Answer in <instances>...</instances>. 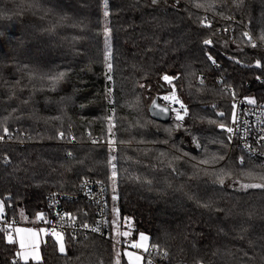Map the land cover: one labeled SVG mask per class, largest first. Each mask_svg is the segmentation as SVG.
I'll return each mask as SVG.
<instances>
[{"label":"trees","instance_id":"16d2710c","mask_svg":"<svg viewBox=\"0 0 264 264\" xmlns=\"http://www.w3.org/2000/svg\"><path fill=\"white\" fill-rule=\"evenodd\" d=\"M104 11V0H0L6 214L28 225L52 192L77 194L93 179L106 186L121 227L109 237L63 235L66 254L44 236L41 259L29 262L0 231V264H116L119 250L128 264L121 229L133 239L146 233L147 253L163 264H264V187H243L264 185V164L227 137L233 96L255 87L264 101V0H108ZM173 89L187 117L153 120L154 98ZM66 209L94 222L82 200Z\"/></svg>","mask_w":264,"mask_h":264},{"label":"built area","instance_id":"2783aa9c","mask_svg":"<svg viewBox=\"0 0 264 264\" xmlns=\"http://www.w3.org/2000/svg\"><path fill=\"white\" fill-rule=\"evenodd\" d=\"M217 66L219 67L220 65L217 64ZM258 83V87L264 89V79L260 80ZM254 89L255 87L249 88L242 96H233L231 98L230 102L234 111L229 128H232L233 131L231 133L228 132L227 137L231 148H238L251 158L258 159L264 164V150H262L264 147V139H261L264 137V101H258L256 98V104H250L248 97L250 95L254 96ZM173 92H175V96L179 102L173 104V101L165 100L162 95L161 101L171 107L172 118L178 123H183L189 113L187 104L179 98L174 89L169 90L168 93L163 95L171 96ZM181 104H183V108H181ZM173 107H177L178 111L175 112ZM177 112H179L183 119L177 118ZM113 164L115 165L116 171V163H112L111 169H113ZM48 200V209L43 212V219H37L35 222L28 223V225L32 224V226H35L42 236H53L51 233L52 230L55 229L63 235L92 234L98 237H109L112 229L115 227L117 229L121 228L119 222L116 225L112 223L110 198H108L106 186L100 181L84 179L81 183L79 193L68 194L52 192ZM72 200H82L93 207L95 218L94 222L86 223L89 227L85 228V224L78 221L76 216L66 209V203ZM9 225H11V227H9ZM20 225L24 224H21L14 217H9L6 211L4 212V217L0 218V231L11 234L13 238L15 237L13 235L15 228ZM93 228H99V231L94 232L92 231ZM3 229L7 231H3ZM41 229L45 231L41 232ZM128 243L129 242L124 239V243L120 241L117 245L120 248H124ZM146 255L151 264H163V258H159L158 254H156V250L150 253L146 252Z\"/></svg>","mask_w":264,"mask_h":264},{"label":"snow or ice","instance_id":"6c2138e0","mask_svg":"<svg viewBox=\"0 0 264 264\" xmlns=\"http://www.w3.org/2000/svg\"><path fill=\"white\" fill-rule=\"evenodd\" d=\"M242 2V0H241ZM152 3L153 4H156L157 3V0H152ZM104 4H105V11H104V16L105 18H107V16L109 15L108 11H107V4H108V0H104ZM196 7L200 8V7H203L202 4H195ZM210 26V25H208ZM109 29L106 27L105 28V35H106V47H107V38L109 36ZM245 36H248V33H245L244 34ZM3 36V33H0V37ZM249 39L251 40V37L249 36ZM261 39H264V34L261 35ZM211 41L210 40H206L205 41V44H210ZM253 47H256L255 44H253ZM209 59H212V57L210 56ZM110 60V53H106V56H105V61L107 63V69L108 71L110 72L111 71V68H112V65L110 62H108ZM257 65L259 66V61H257ZM63 77V73L60 74V77H57V78H54L55 79H59V78H62ZM108 79L110 80L111 79V76L109 75L108 76ZM163 79L169 83H171V80L173 79L172 77H169L167 75H165L163 77ZM108 97H109V103H112L113 101L111 100V89L108 90V93H107ZM165 100H171L173 102H179L175 96V92H173V94L171 96H165L164 97ZM250 103H253L254 101H249ZM183 104H181V108H183ZM166 109H161V111H165ZM186 112V110H185ZM221 115H223V113H221ZM177 118L178 119H183V117L179 114V112H177ZM108 120H109V132H111L112 130V127L114 126L111 121H112V117L109 116L108 117ZM221 128H224L225 126L223 124L220 125ZM227 131L229 133H231L233 131L232 128H227ZM4 132L5 134L7 135L8 134V129L5 128L4 129ZM60 136L63 137V133H60ZM4 137L0 136V140H3ZM261 139H264V137H262ZM110 143H112L110 141ZM112 159L114 160L115 157H112ZM221 159H223V157H221ZM240 163L243 164V157L240 158ZM113 170H112V180H113V184L115 185V179H116V171H115V165L113 164L112 166ZM243 187L247 188V187H264V185H255V184H252V185H243ZM113 199L115 200L116 197L113 196ZM115 211V210H114ZM4 212H5V209H4V202L3 201H0V218H3L4 217ZM67 215V214H66ZM44 217V214L43 213H38L37 214V219H43ZM63 218V217H62ZM71 219H74L72 217H70ZM114 225H116L118 223L117 220H113L112 222ZM9 227H11V225H9ZM85 228L89 227L87 224L84 225ZM3 231H7L6 229H3ZM41 232H44L45 230L44 229H41L40 230ZM92 231L94 232H97L99 231V228H93ZM15 233L16 235L20 236V240H19V248L21 249V251H17L15 253V256L18 257V258H21V259H24L25 261H27V259L29 258V256L32 257V259L34 260H39L40 259V256H39V252H38V247H39V244L36 240V237L38 236V233H36L35 231H33L32 229H21V228H16L15 229ZM21 233H28L30 238L26 240V238L24 236L21 235ZM55 238H56V241L58 242L59 244V252L61 254H66V249H65V244L63 242V234L61 232H57L55 229L52 230V233H51ZM117 235L119 236H123V237H128L130 235V232L128 231H124V232H119L117 231ZM148 239V237H146L143 233L140 234V237H139V240L140 242H131L129 244V247L131 248H134V249H144V251H148L147 247L145 246V244L143 243V241H146ZM7 241L8 243H14V239L12 237L11 234H8L7 235ZM117 243H119V241H117ZM155 247V246H154ZM26 249H31V251H27ZM119 255L120 253L118 252L117 253V260H116V264H120V260H119ZM124 255L128 257V264H140V261L143 259V257L141 255H138L134 252H130V251H125L124 252ZM12 264H17V260L16 259H13L12 261ZM149 264H151V262H149Z\"/></svg>","mask_w":264,"mask_h":264},{"label":"rangeland","instance_id":"374dc122","mask_svg":"<svg viewBox=\"0 0 264 264\" xmlns=\"http://www.w3.org/2000/svg\"><path fill=\"white\" fill-rule=\"evenodd\" d=\"M162 96H166V95H162ZM248 101H254L253 103H250L251 105H255L256 104V97L255 96H252V95H250L249 97H248ZM173 110L176 112V111H178L177 110V107H173ZM4 209H5V206H4ZM20 227H22L23 229H28V228H31V229H33L34 231L36 230V227L35 226H32V224H29L28 226H22V225H20ZM128 229V228H127ZM118 231V230H117ZM121 232H124V231H126V229L125 230H123L122 231V229L120 230ZM119 231V232H120ZM128 232H130V231H128ZM140 234L141 233H139V234H137V237L135 238V239H133L132 238V235H131V232H130V235L128 236V237H124L123 238V236H121L122 237V240L120 239V241H122V243H124V239H126V241H128L129 243L123 248V247H121V252H122V255H124V252L125 251H130V252H134V253H136V254H138V255H141L142 257H143V259L140 261V264H143L144 263V258H145V255L144 254H146V252L147 251H144V249H134V248H131V247H129V244L131 243V242H140V240H139V237H140ZM146 237H148V235L146 234V233H143ZM8 235V234H7ZM14 236H15V231H14V234H13ZM25 238H26V240L27 239H29L30 238V236H29V234L28 233H26V235L24 236ZM15 238V237H14ZM13 238V239H14ZM42 238H44V236L42 237ZM56 239V238H55ZM15 241V240H14ZM116 241H119V238H117V240ZM119 241V242H120ZM63 242H64V238H63ZM58 243V242H57ZM143 243L145 244V246L147 247V249H149V243H150V240H149V237H148V239L146 240V241H143ZM14 244V243H13ZM65 244V243H64ZM58 247H59V244H58ZM123 248V249H122ZM120 251V250H119ZM118 251V252H119ZM124 257L126 258V260H127V262H128V257L127 256H125L124 255Z\"/></svg>","mask_w":264,"mask_h":264},{"label":"water","instance_id":"95a60500","mask_svg":"<svg viewBox=\"0 0 264 264\" xmlns=\"http://www.w3.org/2000/svg\"><path fill=\"white\" fill-rule=\"evenodd\" d=\"M161 109H166L161 111ZM150 115L153 120L161 123H169L172 118V110L169 105L164 104L160 97H155L154 101L149 106Z\"/></svg>","mask_w":264,"mask_h":264},{"label":"crops","instance_id":"0c3cea01","mask_svg":"<svg viewBox=\"0 0 264 264\" xmlns=\"http://www.w3.org/2000/svg\"><path fill=\"white\" fill-rule=\"evenodd\" d=\"M22 226H28V225H22ZM16 228H21V229H23L22 227H20V226H18V227H16ZM15 228V229H16ZM28 229H31V228H28ZM33 230V229H32ZM34 231V230H33ZM35 232L36 233H38V236L36 237V240H37V242H38V244H39V247H38V252H39V256H40V247H41V243H42V241H43V239L44 238H42L43 236L38 232V230L36 229L35 230ZM21 235L22 236H25L26 235V233H21ZM14 240H15V244L18 246V251H21V249L19 248V240H20V236H18V235H16V233H15V238H14ZM27 251H31V249H26ZM19 259H21V258H19ZM41 259V258H40ZM39 259V260H40ZM22 261H24V262H29V260H34V259H32V257L31 256H29V258L27 259V261H25L24 259H21ZM39 260H34V261H39Z\"/></svg>","mask_w":264,"mask_h":264},{"label":"bare ground","instance_id":"6f19581e","mask_svg":"<svg viewBox=\"0 0 264 264\" xmlns=\"http://www.w3.org/2000/svg\"><path fill=\"white\" fill-rule=\"evenodd\" d=\"M173 104H175V102H173Z\"/></svg>","mask_w":264,"mask_h":264}]
</instances>
